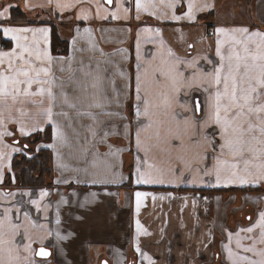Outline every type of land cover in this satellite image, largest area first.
<instances>
[{
    "label": "crops",
    "instance_id": "crops-1",
    "mask_svg": "<svg viewBox=\"0 0 264 264\" xmlns=\"http://www.w3.org/2000/svg\"><path fill=\"white\" fill-rule=\"evenodd\" d=\"M144 2L149 5L148 11H141L140 18L136 19L135 0H113L109 5L103 0H61V3L73 5L65 8H57L56 0H52V3L49 0H31V8L25 7V0H0V11H3L4 6H13L9 8L6 18H0V51L15 48V41L3 35L4 27L48 29L47 41L39 33L35 38L32 33H27V41H21L32 45L35 39L41 50L47 49L54 58L51 74L47 78L53 82L33 84L32 92L40 87H51L57 96V106L53 111L59 112L63 107V110L74 115V110L62 105L61 83H64L63 91L70 98L81 96L86 105L91 102L92 97L84 98L74 81L87 84L99 75L102 77V91H98L96 98L105 104L104 110L120 112L123 117H127V120H123L118 116L99 115L101 123L96 127L95 138L81 126L92 124L90 119L73 120V126L80 136L65 127L67 142L58 145L57 152L48 147L54 141L51 125L44 114L51 103L46 94L43 97L20 96L15 103L9 98L6 106L0 104V119L3 121L0 123V172L3 174L0 179V220L5 221L4 238L13 241L12 256H19V264H233V261L235 264H247L240 257L257 261L264 259V256L259 255L264 252L261 230L255 228L252 233L241 231L252 226L259 219V214L264 212V181L256 185H193L192 174L185 168L184 162L193 168H203L205 165L211 167L215 163L211 158V151L207 160L198 161L196 153H202L204 149L193 148L182 154L184 159L181 161L177 159L176 151L167 154L158 147H152L147 156L148 162L163 168L166 173L169 168L181 169L183 178L170 184L168 181L174 177L167 174L162 184L137 186L134 175L136 157L139 155L144 158L145 154L143 150L137 153L134 136L129 138L125 135L122 127L125 123H131L133 131L135 130L131 107L134 96L125 101L123 107L104 100L105 93L108 100L116 99L109 80L115 81L117 88H121L124 83L117 74L118 70H124L130 75L134 87L138 52L139 63L144 68L158 65L161 57L167 58V52L171 49L175 56L185 60L196 58L202 68L211 69L212 66L204 58L218 60L215 56V29L241 26L248 27L250 31L264 32V0H206L214 7L197 12L195 21L184 17L187 0H179L175 11L168 7L171 0ZM17 8L24 13L23 16L17 15ZM124 8L129 9L127 19L124 18ZM113 12L118 14V19L112 18ZM174 14L181 16V19H172ZM53 25L58 26L60 37L67 40L65 53L51 50ZM200 26L205 31L203 34H195ZM85 29L90 31L85 32ZM205 36L207 41L204 40ZM189 44L193 45L191 49ZM37 65L39 66V62ZM61 68L64 71H60ZM85 71H91L93 76L86 77ZM70 78L73 82H70ZM87 91L97 90L88 88ZM121 100L124 98L121 97ZM175 110L181 111L178 106ZM92 111L98 114L102 110L93 108ZM54 118L61 124L65 123L62 117ZM158 118L164 119L162 114ZM37 125L44 130L48 128L50 132V138L38 141L35 148L49 149L52 182L25 187L11 184L8 185L9 188H5L3 179L10 170L11 159L13 155L23 151L20 144L10 139L27 137L37 132L34 130ZM21 127L30 134H22ZM105 131L110 133L106 142L97 143ZM148 135L151 133L142 135V140L146 144H155L154 139H146ZM109 146L113 150L120 149L119 155H104L109 151ZM225 159L234 162L230 156ZM110 164L117 165L114 170L123 176V181L117 176L116 183L93 185L91 181L94 178L111 177L108 169ZM42 191H47L48 195L41 198ZM136 191L150 193L139 213L135 205ZM73 192L78 193V197H72ZM92 192L99 193L98 202L89 203L86 208L75 209L70 219L69 206L60 204V197L83 202L85 196ZM152 196L156 199L153 200ZM194 196L197 198L195 203ZM32 200L40 202L39 210L31 203ZM6 210L11 224L18 225L14 236L5 220ZM58 210L61 220L59 225L56 223ZM77 216L82 219H76ZM137 220L147 234L137 235ZM57 231L62 236H67L69 232L73 235L67 240L58 241ZM29 244L32 251L26 252L25 246ZM225 245L232 249V260L228 258ZM38 246L48 247L51 255L47 258L37 257L34 253ZM7 247L5 245V250L0 252L5 261L9 259ZM245 248H254L255 251L246 252Z\"/></svg>",
    "mask_w": 264,
    "mask_h": 264
},
{
    "label": "snow or ice",
    "instance_id": "snow-or-ice-1",
    "mask_svg": "<svg viewBox=\"0 0 264 264\" xmlns=\"http://www.w3.org/2000/svg\"><path fill=\"white\" fill-rule=\"evenodd\" d=\"M106 2L111 4L113 0H106ZM49 3H52V0H49ZM178 3L179 0H171L168 7L175 11ZM71 6L73 5L56 0L57 8ZM11 7L13 6H4L3 11H0V18H6ZM25 7H33L31 0H25ZM97 7L99 14V5ZM148 7V3H145L144 0H135L136 19L140 18L141 11H148ZM212 7L214 5L208 4L206 0L205 2L187 0V11L184 12V17L189 21H195L197 12H203ZM123 11L124 18L127 19L129 9L124 8ZM150 14L154 15V13ZM111 16L113 19L119 18L116 12H113ZM101 18L106 19L107 17ZM172 19L180 20L181 16L174 14ZM89 31V29H85V32ZM145 31L150 32L152 30L145 29ZM2 32L5 37H10L12 41H15V48L11 51H0V104L6 106L9 98L15 103L20 96L40 95L43 97L46 94L51 103L45 109L44 114L51 125L54 141L48 147L58 152V145H64L67 142L65 127L70 128L76 136H80V133L73 126V120L90 119L92 124L81 126L86 128L93 138L97 136L96 127L101 123L98 119L99 115L118 116L127 120V117H123L120 112L104 110L105 104L96 98L98 91H102L100 89L102 77L99 75H96L87 84L74 81L75 87L80 89L84 98L92 97L91 102L86 105L81 96L70 98L63 91L65 85L62 82V91L60 92L62 105L74 110V115L63 110V107L59 112H54L53 109L57 106V96L51 87H40L36 92L31 91L33 84L41 85L53 82L47 78L51 74L54 58L47 49L41 50L38 41L35 39L32 45L21 42L27 41V33H32L34 38L39 33L47 41L48 29H35L26 26L4 27ZM213 35L216 37L215 56L218 57V60L204 58L212 66L211 69L202 68L196 58L185 60L175 56L171 49L167 52V58L161 57L158 65L144 68L139 63L138 52L134 87L132 78L124 70H118L117 73L124 81L121 88L115 86V81H108L116 96V99L108 100L105 93L104 100L108 103H115L117 107H123L124 102L134 96L131 107L135 120V130L133 131L131 123H125L122 127L125 135L129 138L134 136L137 153L143 150L145 154L144 158L139 155L136 157L134 175L137 186L162 184L165 182L167 174L174 177L168 181L170 184H175L177 180L183 178L181 169L169 168L166 173L163 168L149 163L147 156L152 147H158L167 154L176 151L177 159L181 161L184 159L182 154L191 151L193 148L204 149L202 153L197 151L196 159L198 161L207 160L209 151H211L213 154L211 158L215 161L211 167L205 165L203 168H193L186 161L184 162L185 168L192 174L191 183L193 185L203 183H207L209 186L256 185L264 181V32L250 31L248 27L234 26L231 28L217 27ZM161 45L163 46V41H161ZM188 47L191 49L193 45L189 44ZM137 49H139V42H137ZM37 62H39V66ZM45 62H47V66H45ZM60 71H64V69L61 68ZM84 75L92 77L93 73L85 71ZM70 82H73L72 78H70ZM88 88L97 91L88 92ZM198 93L200 95H197ZM121 97L124 98L123 101ZM177 106L181 109L180 112L175 110ZM93 108L102 111L96 114L93 113ZM161 114L164 119L158 118ZM0 117H2V113H0ZM54 117H62L65 123L57 122ZM154 117L157 118L154 119ZM2 122L0 119V123ZM34 130L40 132L44 129L37 125L34 126ZM20 131L22 134H30L25 132L24 127H21ZM148 133L151 135L146 136V139H154L155 144H146L142 140V135ZM109 134L105 131L97 143L106 142ZM84 151L86 152L87 148ZM120 152V149L113 150L112 146H109V151L104 155L118 156ZM226 156L232 157L234 162H229L225 159ZM116 167L117 165H108L111 177L94 178L91 183L93 185L113 184L117 182V176H119L120 181H123V176L114 170ZM85 171L87 170L85 169ZM92 175L96 176L95 173ZM2 176L3 174L0 172V179ZM65 182L67 183V181ZM84 183L87 184V181ZM47 195V191L40 193L41 198ZM78 195L76 192L71 193L72 197H78ZM105 195H112V193H105ZM149 195L150 193L142 191L134 193L137 213ZM98 198L99 193L96 192L86 195L83 202L79 199L73 201L61 196L60 204L69 206L68 216L71 219L75 209L86 208L89 203L98 202ZM152 198L153 200L156 199L155 196ZM201 198L207 199L206 197ZM196 199L194 196V203ZM31 203L39 210L40 202L38 200H32ZM59 216L58 210L57 225L61 223ZM25 217L27 218V213H25ZM75 218L82 219L79 216ZM5 220L8 221V229L14 236L18 225L11 224L7 217V210ZM4 228L5 221L0 220V252H3L5 245H7L9 256L7 261L0 256V264H14V260L15 264H19V256L15 258L12 256L13 241L4 238ZM255 228L261 230L260 238L261 242H264V212L259 214V219L252 226L241 229V231L252 233ZM136 232L138 236L147 234L139 220L136 221ZM49 234L51 235V233ZM72 235L71 232L67 236H62L59 231L56 233L58 241L67 240ZM229 240H231V233H229ZM237 246H239V240H237ZM224 247L228 253V258L232 260L234 256L232 249L228 245ZM24 250L31 252V245H26ZM137 251H139L138 246ZM244 251L251 252L255 249L245 248ZM34 254L42 258L51 255L44 247H41ZM259 255L264 256V252L259 253ZM240 260L247 261V264H264V259L257 261L249 260L248 257H240Z\"/></svg>",
    "mask_w": 264,
    "mask_h": 264
},
{
    "label": "trees",
    "instance_id": "trees-1",
    "mask_svg": "<svg viewBox=\"0 0 264 264\" xmlns=\"http://www.w3.org/2000/svg\"><path fill=\"white\" fill-rule=\"evenodd\" d=\"M17 15L23 16L24 13L17 8ZM51 50L55 53H65L67 51V40L61 38L58 33V26L53 25L51 30ZM50 138L49 129L35 132L27 137H12L10 140L21 145V152L13 155L10 170L5 173L3 185L25 187L42 186L52 182L53 169L50 164V151L48 148H35V143L40 140ZM26 146V147H25Z\"/></svg>",
    "mask_w": 264,
    "mask_h": 264
},
{
    "label": "rangeland",
    "instance_id": "rangeland-1",
    "mask_svg": "<svg viewBox=\"0 0 264 264\" xmlns=\"http://www.w3.org/2000/svg\"><path fill=\"white\" fill-rule=\"evenodd\" d=\"M204 31H205V28L202 27V26H200V27H199V30H197V31L195 32V34H200V33L203 34ZM204 40L207 41L206 36L204 37Z\"/></svg>",
    "mask_w": 264,
    "mask_h": 264
},
{
    "label": "water",
    "instance_id": "water-1",
    "mask_svg": "<svg viewBox=\"0 0 264 264\" xmlns=\"http://www.w3.org/2000/svg\"><path fill=\"white\" fill-rule=\"evenodd\" d=\"M106 4H108L107 2H106V0H103ZM109 5V4H108ZM41 247H44L46 250H48L49 252H50V249L48 248V247H45V246H38L37 248H36V251H38ZM37 257H39V256H37ZM39 258H42V257H39Z\"/></svg>",
    "mask_w": 264,
    "mask_h": 264
},
{
    "label": "built area",
    "instance_id": "built-area-1",
    "mask_svg": "<svg viewBox=\"0 0 264 264\" xmlns=\"http://www.w3.org/2000/svg\"><path fill=\"white\" fill-rule=\"evenodd\" d=\"M209 33H212L211 31H209ZM2 45V43L0 42V46Z\"/></svg>",
    "mask_w": 264,
    "mask_h": 264
}]
</instances>
